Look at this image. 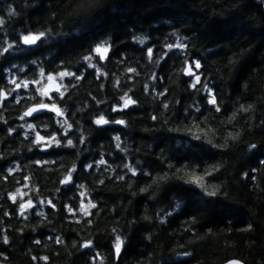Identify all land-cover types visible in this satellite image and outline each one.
<instances>
[{
    "label": "trees",
    "instance_id": "obj_1",
    "mask_svg": "<svg viewBox=\"0 0 264 264\" xmlns=\"http://www.w3.org/2000/svg\"><path fill=\"white\" fill-rule=\"evenodd\" d=\"M0 18V51L13 44L0 55V264H264L262 5L0 0ZM40 31L49 35L37 45L20 43ZM101 42L111 46L102 62L92 54ZM178 42L186 47L167 49ZM186 62L201 78L195 88L182 72ZM41 70L81 78L56 80L66 86L63 98L56 87L44 98L63 116L47 110L21 119L42 85L16 89L10 81L48 84ZM205 84L220 111L207 103ZM125 94L135 104L123 108ZM101 115L109 123L97 125ZM36 132L45 138L39 144ZM70 169L71 181L61 184ZM196 176L202 184L190 182ZM28 200L33 206L21 215ZM82 200L96 205L89 215Z\"/></svg>",
    "mask_w": 264,
    "mask_h": 264
},
{
    "label": "snow or ice",
    "instance_id": "obj_2",
    "mask_svg": "<svg viewBox=\"0 0 264 264\" xmlns=\"http://www.w3.org/2000/svg\"><path fill=\"white\" fill-rule=\"evenodd\" d=\"M14 14H15L14 11H12L10 9L9 12H8V15L12 16ZM3 24H4V20L2 18H0V25H3ZM48 35L49 34L47 32H45V31H40L38 33L29 32L27 34H22L19 37V41H20V43H22L25 46H35V45L38 44V42H40L43 38H45ZM12 47H13V44L9 43L7 47H4L2 49V51H0V55H3L4 53L9 52ZM110 47L111 46L107 42H101L100 44L96 45L92 49V54L98 56L99 60L102 62L105 59H107V54L110 51ZM166 47L169 50H171L173 48L184 49L186 47V45L183 44V43H179L178 42L176 44H168V45H166ZM152 54H153V50L151 48H149L148 49V57H149L150 60L152 58ZM93 55H89V56H85L84 57V60L89 62L88 63L89 67H93L94 66L91 63ZM165 55H167V53H165ZM194 66H195L196 69H199L201 65H200L199 61H195L194 62ZM96 71H97L98 74L100 73V69L99 68H97ZM134 71H135V69H132V68L128 69V72H134ZM182 72H183L184 75L194 76V81H193V83L191 85L193 88H195L197 83H200V80H201L200 76L196 75L193 72L192 66L187 64V62H186L185 67L182 69ZM39 75H40V77L44 78V80H46L48 82H55L56 80H59V81L62 82L63 79L65 77H68V76L75 77L77 80L81 78L79 76H75V73L68 72L67 70L60 71V72L55 73V74L48 73L47 75L45 74V72L43 70H41ZM10 83L15 84V88L16 89H19L22 86L27 88L29 83L42 85L41 87H38L36 89L37 95H39L41 97L40 101L37 104L27 108V110L24 111L23 116L20 117L21 119H24L25 117L32 116L33 113H36V112H38L40 110H45V109H47V110H49L51 112H54L57 117L63 116V114H64L63 110L58 108L55 103H53L51 105L44 103V98L45 97H47L48 99H52V97L49 96V91H51L53 89H51L49 87V84L43 83V81L39 80V79L38 80H34V81H29V82H23L22 81V82H19V83L16 82V80L13 79L12 81H10ZM65 87L66 86L63 85V83H60L54 89L60 95L61 99L64 96V92L61 91V88H65ZM204 88H205V91H206L207 96H208L207 103L209 105L216 106V111H220V108L217 106V100L215 98V95L212 92V89L209 88L207 84L204 85ZM13 90H15V89H13ZM161 95H162V93H161ZM125 97H127V94H125L124 97H121V100L123 101V106H122L123 108H127L128 106H130L132 104H135V101L132 100L130 97H127V98H125ZM4 99H6V92L3 89H0V100H4ZM17 102L19 103V101H17ZM164 107L167 108L168 105H165ZM117 110H118L117 108H113V111H117ZM247 110L248 109H246V108H243V107L241 108V111H247ZM153 119H156V117H153ZM95 123L97 125H103V124L109 123V121L107 119H105V117L103 115H101L99 118H97L95 120ZM114 123H116V124H124L125 122L123 120H117V121H114ZM64 125H67V128H69V129L71 128V125L68 124L66 120L62 122V126H64ZM27 128L35 131V127L32 124H28ZM194 138L195 139H200V136H195ZM44 139H45L44 137L40 136L39 132H36V138H35L34 143L39 144L42 141H44ZM115 139L117 141H119L120 138L116 137ZM50 140H51V142H55V144L57 146H59L60 142H59V140H57V138L55 136H52L50 138ZM48 146H51V145L49 144ZM67 146H72V141L70 139L67 142ZM117 147H119V144L117 145ZM252 147H255V145H253ZM37 163H39V162H37ZM104 163H105L104 160H100L99 161V164H104ZM262 163H264V162H262ZM88 167H92V165H89ZM126 167H128V166L126 165ZM128 170L132 173V175H136V170L135 169L129 167ZM72 171H74V169H70L69 170L68 175L65 177V179L61 180V184L69 183L71 181V172ZM120 178L123 179V177H120ZM201 179H202L201 177H195L190 182L198 183ZM101 183H102V181H101ZM25 186H27V185H25ZM80 187L83 188V185H81ZM141 191H146V189H142ZM17 194H19V189L17 190ZM210 194L211 195H215L216 193L212 192ZM84 196H85V193L81 192V197H84ZM9 199H11L13 202H16V194H10ZM48 203L51 204V201H49ZM32 206L33 205H32V201L31 200H28L26 203H23V202L20 203L19 204L20 214L24 215L25 211L27 209L31 208ZM95 207H96V205L93 204L91 201H89L85 205L83 203V200H82L81 201V207H80L81 214L85 215V216L89 215L88 209L89 208H95ZM68 211L72 212V209L69 208ZM7 242H8L7 237H4V243H7ZM60 242L61 241L59 239H57V243H60ZM37 243H39V241H37ZM91 243H92L91 241H88L85 244L80 245V247L81 248L91 247ZM122 245H123V240L121 239V237L119 235H116L115 239H114V243H113V248H114V251H115V254H116L117 257H119V255H120ZM185 255H187V253H185ZM33 259H36V258L34 257ZM40 259H43V260L47 261L48 258L47 257H41ZM228 264H241V262L237 261V260H232V261H229Z\"/></svg>",
    "mask_w": 264,
    "mask_h": 264
},
{
    "label": "water",
    "instance_id": "obj_3",
    "mask_svg": "<svg viewBox=\"0 0 264 264\" xmlns=\"http://www.w3.org/2000/svg\"><path fill=\"white\" fill-rule=\"evenodd\" d=\"M254 1H255L256 3L262 5L263 8H264V0H254ZM33 105H35V104H33ZM33 105H31V106H33ZM31 106H29V107H31ZM29 107H28V108H29ZM26 110H27V108H26ZM26 110H25V111H26ZM45 111H47V109H45V110H40V111H38V112H36V113H33V115H32V116H29V117H33V116L39 115V114H41V113H43V112H45ZM232 260H237V261H240L241 264H244V262H242V261L239 260V259H231V260L226 261V262L223 263V264H228V262H229V261H232Z\"/></svg>",
    "mask_w": 264,
    "mask_h": 264
},
{
    "label": "rangeland",
    "instance_id": "obj_4",
    "mask_svg": "<svg viewBox=\"0 0 264 264\" xmlns=\"http://www.w3.org/2000/svg\"><path fill=\"white\" fill-rule=\"evenodd\" d=\"M48 84H49V87L51 88V89H53V88H55L56 87V85L54 84V82H48ZM196 177H200V176H196ZM195 178V177H194ZM202 178V177H201ZM202 182H203V178L198 182V184H202Z\"/></svg>",
    "mask_w": 264,
    "mask_h": 264
}]
</instances>
